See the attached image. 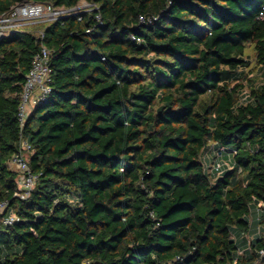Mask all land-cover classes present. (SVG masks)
Returning <instances> with one entry per match:
<instances>
[{"label":"trees","instance_id":"1","mask_svg":"<svg viewBox=\"0 0 264 264\" xmlns=\"http://www.w3.org/2000/svg\"><path fill=\"white\" fill-rule=\"evenodd\" d=\"M80 1L0 0V15ZM86 1L0 39V201L17 216L0 223V264H264L263 235L242 253L234 235L264 233V81L244 58L254 44L264 72V0ZM42 44L50 92L21 126ZM22 140L27 199L9 164ZM210 141L231 168L207 170Z\"/></svg>","mask_w":264,"mask_h":264},{"label":"built area","instance_id":"2","mask_svg":"<svg viewBox=\"0 0 264 264\" xmlns=\"http://www.w3.org/2000/svg\"><path fill=\"white\" fill-rule=\"evenodd\" d=\"M70 9L55 7L52 4L27 2L16 4L8 12L0 15V39L7 37L13 32L29 26L39 21H54L67 13ZM80 15V14H78ZM264 19V6L258 16ZM44 35L43 33L41 34ZM51 51L42 44L41 49L36 53L32 60V65L27 73L24 83L21 102L18 108V118L20 125L23 126L33 107L39 102L47 100L50 92V83L52 80ZM32 153V147L27 140H22L19 150L14 153L10 159V166L18 173V189L15 196L20 199H27L35 188L38 175L34 173L29 164V157ZM222 152H219L221 155ZM231 168V162L228 164L217 163V168ZM259 208L264 211V204H259ZM8 202L0 201V223L7 226L12 224L17 216L9 212ZM264 254V249L260 251Z\"/></svg>","mask_w":264,"mask_h":264},{"label":"rangeland","instance_id":"3","mask_svg":"<svg viewBox=\"0 0 264 264\" xmlns=\"http://www.w3.org/2000/svg\"><path fill=\"white\" fill-rule=\"evenodd\" d=\"M92 8L93 7L89 2H87L86 0H81L77 4V6H75L74 8H71L67 14H70V13L82 14V13H85L87 11H90ZM48 24H49V22L42 20V21H39L37 23H33L32 26L24 27L23 29L37 32V31H41ZM244 58H246L250 62L248 67L245 68L246 78L248 80H251V81L257 83V84L263 82L264 81V72H263L261 66L257 62L254 44H251V43L247 44L245 54H244ZM246 81L247 80H245V84H246ZM245 90L248 91L249 88L247 87V88H245ZM241 98H242V100H244V95H242ZM208 145H209V149L204 154V156L206 158V168L209 172L211 171V168H214L217 170V172H219V170H222L224 167L222 166L221 169L217 168V163H220L223 165L228 164V162L230 160V156L226 152L223 157L222 156L218 157L216 150L214 149L211 141L209 142ZM255 214L257 215L256 210H255ZM255 228H256V225H254L253 229H255ZM257 228H258V225H257ZM258 233H259L258 235L264 236V233L263 234H260V232H258ZM234 235L236 237V240H237V243H238V246L240 247V249L244 248L247 245V243L243 244V238L246 237V240H248L249 239L248 236H244V234L240 231H236Z\"/></svg>","mask_w":264,"mask_h":264},{"label":"crops","instance_id":"4","mask_svg":"<svg viewBox=\"0 0 264 264\" xmlns=\"http://www.w3.org/2000/svg\"><path fill=\"white\" fill-rule=\"evenodd\" d=\"M260 212H262V210H260ZM259 230L253 229V231L249 232L248 234L244 235V236H248V240L245 239V237L243 238V244L247 243V245L244 248L240 249V253H242L245 249L249 248V240L253 239L254 237H256V235H258ZM254 236V237H253ZM245 240V241H244Z\"/></svg>","mask_w":264,"mask_h":264}]
</instances>
